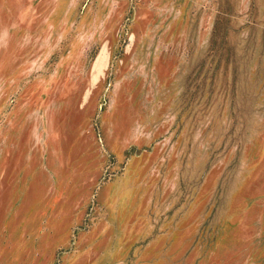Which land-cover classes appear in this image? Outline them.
<instances>
[{
    "label": "rangeland",
    "instance_id": "374dc122",
    "mask_svg": "<svg viewBox=\"0 0 264 264\" xmlns=\"http://www.w3.org/2000/svg\"><path fill=\"white\" fill-rule=\"evenodd\" d=\"M0 264H264V0H0Z\"/></svg>",
    "mask_w": 264,
    "mask_h": 264
},
{
    "label": "crops",
    "instance_id": "0c3cea01",
    "mask_svg": "<svg viewBox=\"0 0 264 264\" xmlns=\"http://www.w3.org/2000/svg\"><path fill=\"white\" fill-rule=\"evenodd\" d=\"M5 198L4 197H0V205L3 204L2 202H4Z\"/></svg>",
    "mask_w": 264,
    "mask_h": 264
}]
</instances>
